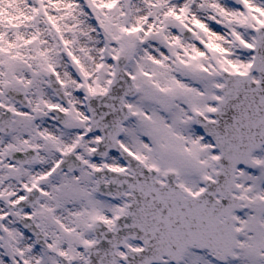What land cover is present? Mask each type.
Listing matches in <instances>:
<instances>
[{
    "label": "snow or ice",
    "instance_id": "6c2138e0",
    "mask_svg": "<svg viewBox=\"0 0 264 264\" xmlns=\"http://www.w3.org/2000/svg\"><path fill=\"white\" fill-rule=\"evenodd\" d=\"M0 264H264V0H0Z\"/></svg>",
    "mask_w": 264,
    "mask_h": 264
}]
</instances>
